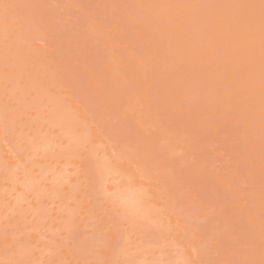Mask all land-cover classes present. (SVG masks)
<instances>
[{
    "label": "rangeland",
    "instance_id": "374dc122",
    "mask_svg": "<svg viewBox=\"0 0 264 264\" xmlns=\"http://www.w3.org/2000/svg\"><path fill=\"white\" fill-rule=\"evenodd\" d=\"M0 225V264H264V0H0Z\"/></svg>",
    "mask_w": 264,
    "mask_h": 264
},
{
    "label": "bare ground",
    "instance_id": "6f19581e",
    "mask_svg": "<svg viewBox=\"0 0 264 264\" xmlns=\"http://www.w3.org/2000/svg\"><path fill=\"white\" fill-rule=\"evenodd\" d=\"M29 31V30H28ZM27 31V32H28ZM63 111V110H62ZM64 114H65V112H64ZM75 114V113H74ZM58 115V114H57ZM62 115V114H61ZM68 115V114H67ZM78 116V115H77ZM62 118V117H61ZM65 118V117H64ZM56 119V118H55ZM61 124H62V122H61ZM63 125V124H62ZM73 125V124H72ZM72 131V130H71ZM66 137V136H65ZM79 138V137H78ZM75 139V138H74ZM74 150V149H73ZM93 161V160H92ZM46 165H48V164H46ZM34 182V181H33ZM134 194H135V192H134ZM133 195V194H132ZM124 198V197H123ZM130 199V198H129ZM14 221V220H13ZM1 226V225H0ZM3 227V226H2ZM4 230V229H3ZM2 237V236H1ZM12 244V243H11ZM13 245V244H12ZM25 245V244H24ZM20 247V246H19ZM191 252V251H190ZM31 257V256H30Z\"/></svg>",
    "mask_w": 264,
    "mask_h": 264
}]
</instances>
